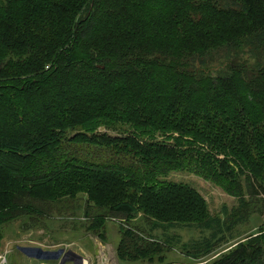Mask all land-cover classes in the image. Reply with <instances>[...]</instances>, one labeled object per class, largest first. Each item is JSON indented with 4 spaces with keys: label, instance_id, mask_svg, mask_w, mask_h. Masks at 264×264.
<instances>
[{
    "label": "trees",
    "instance_id": "1",
    "mask_svg": "<svg viewBox=\"0 0 264 264\" xmlns=\"http://www.w3.org/2000/svg\"><path fill=\"white\" fill-rule=\"evenodd\" d=\"M178 173L237 206L210 215ZM74 195L148 237L206 232L192 261L264 216V0H0V244ZM136 226L119 259L179 244ZM213 264H264V226Z\"/></svg>",
    "mask_w": 264,
    "mask_h": 264
},
{
    "label": "rangeland",
    "instance_id": "2",
    "mask_svg": "<svg viewBox=\"0 0 264 264\" xmlns=\"http://www.w3.org/2000/svg\"><path fill=\"white\" fill-rule=\"evenodd\" d=\"M168 179L195 189L212 216L220 215L223 207L229 211L237 206L236 200L219 187L188 173L172 174ZM86 201L82 195L66 196L60 204H52L48 217L33 225L26 218L6 224L2 229L0 254L6 255L7 264H61L68 251L81 256L86 264H213L232 253L247 237L257 235L264 226V216L255 213L246 224L235 229L234 239L219 245L210 255L192 261L185 255L182 245L201 240L207 236L206 232L176 228L167 234L158 231L148 237L146 226L141 221L142 213L132 221L124 216L107 214L102 221H96L94 215L98 211L88 207ZM87 209L91 210L89 218L85 216ZM134 224L142 231L144 240L163 243L166 238L178 236L179 244L163 248L150 263L147 260L119 259L115 252L121 239V230L133 228ZM159 257L161 259L157 260Z\"/></svg>",
    "mask_w": 264,
    "mask_h": 264
},
{
    "label": "water",
    "instance_id": "3",
    "mask_svg": "<svg viewBox=\"0 0 264 264\" xmlns=\"http://www.w3.org/2000/svg\"><path fill=\"white\" fill-rule=\"evenodd\" d=\"M72 263V264H85L83 258L77 254H74L70 251L64 254L61 264Z\"/></svg>",
    "mask_w": 264,
    "mask_h": 264
},
{
    "label": "built area",
    "instance_id": "4",
    "mask_svg": "<svg viewBox=\"0 0 264 264\" xmlns=\"http://www.w3.org/2000/svg\"><path fill=\"white\" fill-rule=\"evenodd\" d=\"M0 264H7L6 255L0 254Z\"/></svg>",
    "mask_w": 264,
    "mask_h": 264
},
{
    "label": "bare ground",
    "instance_id": "5",
    "mask_svg": "<svg viewBox=\"0 0 264 264\" xmlns=\"http://www.w3.org/2000/svg\"><path fill=\"white\" fill-rule=\"evenodd\" d=\"M86 264V263H85Z\"/></svg>",
    "mask_w": 264,
    "mask_h": 264
}]
</instances>
